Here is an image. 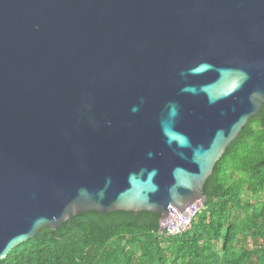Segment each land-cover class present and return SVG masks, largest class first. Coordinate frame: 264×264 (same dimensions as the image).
I'll return each instance as SVG.
<instances>
[{
	"label": "water",
	"instance_id": "95a60500",
	"mask_svg": "<svg viewBox=\"0 0 264 264\" xmlns=\"http://www.w3.org/2000/svg\"><path fill=\"white\" fill-rule=\"evenodd\" d=\"M264 105V0H0V260L85 211L204 203Z\"/></svg>",
	"mask_w": 264,
	"mask_h": 264
},
{
	"label": "trees",
	"instance_id": "16d2710c",
	"mask_svg": "<svg viewBox=\"0 0 264 264\" xmlns=\"http://www.w3.org/2000/svg\"><path fill=\"white\" fill-rule=\"evenodd\" d=\"M189 230L167 236L159 214L85 211L43 227L0 264H264V105L226 148Z\"/></svg>",
	"mask_w": 264,
	"mask_h": 264
},
{
	"label": "built area",
	"instance_id": "2783aa9c",
	"mask_svg": "<svg viewBox=\"0 0 264 264\" xmlns=\"http://www.w3.org/2000/svg\"><path fill=\"white\" fill-rule=\"evenodd\" d=\"M203 207V203L196 201L186 208V215L176 208H172L166 221L160 223V231L167 236L180 235L189 230L197 212Z\"/></svg>",
	"mask_w": 264,
	"mask_h": 264
}]
</instances>
